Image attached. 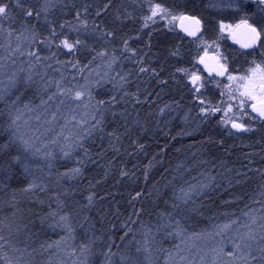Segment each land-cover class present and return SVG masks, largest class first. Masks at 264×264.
<instances>
[{
	"label": "trees",
	"instance_id": "obj_1",
	"mask_svg": "<svg viewBox=\"0 0 264 264\" xmlns=\"http://www.w3.org/2000/svg\"><path fill=\"white\" fill-rule=\"evenodd\" d=\"M44 2L21 0L22 7L33 10V17L27 23L35 24L38 33L36 41L23 44L24 55L13 53L9 57L0 47V63L6 65L8 75L16 72L23 77L29 64L35 63V57H29L27 53L35 51L42 58L49 59H42L44 67L38 65L33 71L44 75V81H52L48 90L42 91L43 82L38 75L34 76L36 83L33 88L36 91H29L17 104L23 110L24 103L29 102L33 108L31 113H24L20 121L21 129L27 130L29 135L34 132L40 138L36 141L37 146L44 151L46 145L56 157L50 169L47 161H36L43 168V172L36 171V175L43 178L45 190L37 188L24 194L20 191L27 183L23 177L18 176L11 181L0 179V221H15V225L19 226V231H14L12 237H8L7 229L0 228V234L25 251L24 259L31 264H58L60 260L71 264V259L55 247L45 250L47 244L63 235L58 229L42 226L39 219L56 209L57 199L65 202L64 211L74 213L73 223L77 225L78 239L84 238V229L79 227L78 222H83L85 228L89 223L94 224L93 231L96 235L103 233L105 240L108 234H113V251L117 250L115 244H121L123 248L127 243L120 241L124 231L120 225L128 220L131 213V218L137 221L132 228L141 244L145 239L143 232L147 228L152 229L147 237L148 247L152 250L151 264H174L179 250L188 248L190 253L210 242L198 239L194 233L214 232L216 225L233 219L241 221L243 212L249 209L256 211L257 208L252 205L261 206L255 201L264 199L260 195L261 185L264 184V122L245 118L242 123L251 130L237 134L221 123V114L202 115L199 99L205 101L206 107L219 105L224 108L230 101L227 89L222 87L220 80L208 76L204 78L205 74L197 63L202 51L197 47L198 39L185 36L174 24L166 25L165 18L156 16L149 22L143 19L149 14L150 2L161 4L173 15L195 14L202 21L200 36L206 41H213L217 38L216 24L233 21L234 13L215 7L214 0H52L55 7L47 14L41 12L37 18L35 13ZM105 4L109 7L105 8ZM78 10L80 19L86 21L88 27L78 32L70 31L67 25L61 29L59 25L65 21L72 25L79 23L76 19ZM98 11L100 15H97ZM12 14L16 17L15 21L5 22V27L10 25L18 34L23 31V12L16 9ZM45 19L52 22L58 34H62L58 39L67 36L74 41L79 38L82 45L73 54H68L67 49L57 48L58 39L51 45L40 43L45 37L51 39ZM108 32L114 35H106ZM4 35L6 33L0 35V45L6 43ZM12 39L15 46V35ZM124 40L128 41V50H124ZM222 48L226 49L224 56L227 57L229 71L234 74L247 67L252 59L257 62L261 59L252 52L244 55L226 41ZM99 52L106 55L101 57L97 55ZM173 52L177 55H172ZM53 53L56 55L53 56ZM93 56L96 59L83 73L70 63L78 61L83 66ZM109 63L112 64L111 69L107 67ZM49 64L51 67H46ZM141 67L147 71L140 72ZM21 68L24 72L20 71ZM178 68L187 69L189 74L197 72L202 77L203 86L199 93L195 92L184 73L177 72ZM89 71L93 73L90 80L100 78L95 75L96 72L100 76L108 73L102 87L93 86V93L96 99L106 101L115 96V101L105 113V132L94 131L93 135L84 138L83 147L88 149L87 156L78 148L71 159L61 158L59 145L64 143L63 137L80 131L74 121L66 123V117L70 119L73 115L70 109L76 104L65 97V103L57 112L61 97H57L55 103L49 101V106L41 105V99L47 100L48 95L56 91V80L62 78L65 87L83 84ZM121 76L125 77L124 81L120 80ZM0 81L6 83L7 75L0 73ZM114 82L122 88L114 89ZM2 88L3 84H0ZM124 92L135 94L139 102L131 95L124 96ZM13 99L15 95L10 94L0 100V126L6 122L7 105ZM83 111V108H76L75 115ZM53 112H56L55 120H52ZM112 112L116 115L113 116ZM84 118L88 121L86 127L93 123L90 116ZM113 129L120 135V139L115 141L118 152L109 147L107 132ZM53 139L58 143L53 145ZM78 159L84 162L77 164ZM77 166L82 172L76 179L60 178V173ZM121 169L126 175H121ZM198 182L209 186L193 196L187 205L182 204L184 211L174 210L171 205L175 194L181 188ZM137 192L141 193L140 197L132 200ZM88 194L94 196L93 206L83 207L87 204L85 197ZM137 210H140L139 216L135 215ZM169 212L172 213V220H180L184 229L180 236L175 234L174 224L172 228H156L162 222L161 214L167 216ZM84 216L88 217V221H84ZM141 224L145 228H141ZM169 232L172 234L168 235ZM131 238L129 236L128 239ZM5 250L12 255L7 245ZM132 252L135 253V245ZM136 255L144 261L143 252ZM102 259V256H94V264H101ZM0 264L3 262L0 261Z\"/></svg>",
	"mask_w": 264,
	"mask_h": 264
},
{
	"label": "snow or ice",
	"instance_id": "obj_2",
	"mask_svg": "<svg viewBox=\"0 0 264 264\" xmlns=\"http://www.w3.org/2000/svg\"><path fill=\"white\" fill-rule=\"evenodd\" d=\"M55 4L52 0H45L41 5L40 9L36 11L35 15L37 18L41 15V12L47 14L51 8H54ZM105 8L109 5L105 4ZM232 13H234L238 20L235 24H225L223 21L219 22V32L222 34L227 31L229 38L232 39L233 43L238 44L241 49H250L253 53L258 47L264 48V0H228V3L224 6ZM19 9L23 12L24 20L21 22L23 31L16 34L15 29L11 28L9 25L5 27V22L15 21L16 17L12 14L14 10ZM86 10V9H85ZM148 11L150 15L143 17L145 22L151 20L153 17L160 16L161 18L171 17L172 20L181 21V30L186 33L189 37H195L200 40V45L204 47V54L199 56L198 62L204 66L205 71L211 76L215 73V76L224 77L226 76L228 84L225 87L228 89L229 103L226 108L221 106H209L201 107L200 112L204 114H215L217 112L223 111L225 113V118L221 120L223 124H231V127L237 131L247 132L251 129L247 127L244 123L237 122V120L232 119L228 116V113L233 112L234 109H239L242 115H248L249 119H259L264 122V50L260 52L261 60L257 62L254 58L249 61V67L244 73L239 75H233L229 71V65L227 57L220 54L219 49H217V54L214 56L208 55V49L211 47L207 41H205L202 36H198L201 33V19L197 18L195 15H184L179 16L173 15L169 9L163 7L159 3H149ZM97 15H100L99 11ZM33 17V10L31 8L22 7L21 0H0V35H4L6 43L0 45L11 57L13 53H18L19 55H24L23 44H31L37 39L38 33L36 32V25H29L27 21H30ZM76 19L79 22L77 25L69 24L67 21L61 23L59 27L61 29L67 27L70 31L78 32L81 28H87L88 25L86 21L80 19L79 10L76 14ZM184 22H188L185 24ZM47 23L51 39L45 37L40 43L47 42V45H51L54 40L58 39L59 35L56 29L52 26V22L45 19ZM15 35V46H13V36ZM108 36L114 35L113 32L106 33ZM82 41L77 38L71 41L67 36L58 39L57 48H63L68 50V54H73L75 50L82 45ZM125 49L128 50V41L124 40ZM215 43V41H213ZM29 57H35V63L29 64V69L24 72L21 68L20 71L24 72L23 77L18 76L16 72H12L11 75L7 74L6 65L0 63V73L7 75V82L0 81L3 84V88L0 89V100L5 99L6 96L10 94L15 95V99L11 100V103L7 105L8 112L6 114L7 119L3 126H0V179L3 181H11L16 177H23L27 181L26 185L20 189L24 194H29L39 188L40 191H44L46 185L43 182L41 176L36 175V171L43 172V168L36 163L38 160L47 161V166L50 169L52 167V161L56 158L51 149H48L45 145V150L42 151L41 147H38L36 141L40 139L33 132L29 135L27 130L21 129L20 121L22 120L24 113H31L33 108L30 106L29 102H25L23 110L17 107V104L24 98V96L29 91H36L33 85L36 83L34 76H39L40 80L43 82L40 90L47 91L51 86L52 81H44V75L39 72H34L33 69L38 65H42V59L47 60L49 57H41L37 55L35 51H29ZM249 53H244L248 55ZM56 53H53L55 56ZM97 55L104 57L105 52H99ZM172 55H177V52H173ZM96 59L95 56L88 64L81 66L78 61H70L72 67L77 71L83 73L85 69L89 68V65ZM113 62L115 57L112 58ZM211 61V63H209ZM13 63L15 61L13 60ZM57 63H61L57 61ZM46 67H51L47 65ZM99 67V65L97 66ZM111 69L112 64L107 65ZM59 71V69H57ZM140 72L147 71L146 68L141 67ZM177 72L184 73L188 77L190 84L195 89L196 93L200 92L202 84V77L197 72H192L189 74L187 69L178 68ZM93 75L89 71L88 75L84 76L83 84H74L70 87H65L62 78L61 80L55 81L56 91L51 95H48L47 100L41 99V105L49 106V101L55 103L57 97H61L59 104L57 105L56 111L60 110V105L65 103L67 98L69 101L76 104L75 108H71L70 111L73 115L69 118L66 117V123L75 122V125L80 129L73 136H64V143L59 145L61 158L71 159L73 153L76 149H82L85 156L88 154V149L83 147V140L85 137L93 135L94 131H99L101 133L105 132V113L109 110L113 101H115V96L110 97L109 100L96 99L93 93V86L102 87L103 81L107 77L108 73L104 76H100L99 72L95 75L99 76V79L90 80ZM115 78L113 77V81ZM121 81L125 80L124 76L120 77ZM163 83V81H161ZM219 86V82H217ZM122 85L113 83V88H118ZM124 96L131 95L133 99H136L135 94H130L128 92L123 93ZM223 96L224 93L221 92ZM236 101L237 103H232ZM136 102H139L136 99ZM200 103L203 105L204 100ZM76 108H83L84 111L81 114V118L77 119L75 115ZM251 109V113H255V116H251L247 110ZM163 111V109H161ZM115 116L116 113L112 112ZM83 116H90L93 123L86 127L88 121L84 120ZM99 116V118H97ZM39 120V116L36 117ZM56 112L52 114V120H55ZM25 125L28 121H24ZM51 123V121H49ZM63 127L61 132H63ZM127 131V129H125ZM60 135V134H58ZM109 137V147L113 151H119L115 146V141L120 139L113 129L107 132ZM103 139V136H101ZM53 145L57 144L58 141L53 139L51 141ZM135 143V141H133ZM137 147H143L142 145H137ZM83 160H77V164H82ZM80 167L68 168L63 173H60V178H67L68 180H74L77 176L81 175ZM121 175H126V173L121 169ZM239 175V173H238ZM264 175V173H262ZM59 183V181H57ZM209 185L205 182H198L196 184H190L187 188H181L179 193L175 194L174 202L171 207L177 211H184L181 205H187L192 197L201 193ZM74 191V190H73ZM68 192L65 190V195ZM141 193L137 192L132 200L140 197ZM261 197H264V184L261 185ZM85 199L87 204L83 207L93 206L94 196L93 194H88ZM261 204V208L257 210L259 215H257L252 209L247 212H243L242 215L245 217L244 221L239 219L229 220L227 223L216 225L214 232H207L202 234L193 235L198 239L211 240L213 237H221L219 241L215 243L213 247L210 248L212 253V260L210 264H264V199L255 201ZM167 203V201H165ZM65 202L57 199L56 209L51 210L39 217L40 224L42 226H47L53 230H60L63 235L59 237L58 240L53 241L45 245H41L45 250L55 247L58 252L63 253L65 256L71 259V264H94V256H102L103 259L101 264H151L150 256L151 249L148 247L149 240L147 237L152 233L151 228H147L143 235L145 237L143 244L136 240L135 231L132 225L137 223L136 220L131 218L132 214H129L128 220L121 222V229H123V234L120 236V241L125 242L123 248L121 244H115L116 251H113L114 239L113 234H108L105 240L104 234L96 235L93 231L95 228L94 224L89 223L87 228L84 227L83 222H78L79 227L83 228V239H78L76 235V227L73 223L74 213L64 211ZM136 216L140 215V210L135 213ZM161 223L156 225L157 229L161 228H172L174 224V231L177 236H180L184 231L180 220H172V213L169 212L167 216L161 214ZM84 221H88V217L84 216ZM26 227V225H25ZM0 228L7 229L8 237H12L14 231H19V226L15 225V221L11 223H6L0 221ZM141 228H145V225L141 224ZM231 232V235L228 233ZM172 233L169 232L168 235ZM131 236V239H128ZM5 235L0 234V261L3 264H31L28 259H24L25 251L17 248L11 243L10 239ZM154 239V237H153ZM191 239V237H189ZM5 245L11 251L5 250ZM135 245V253L132 252V247ZM144 253V261H141L136 254ZM19 253V255H15ZM227 257V260H224ZM118 258V259H117ZM183 259V258H182ZM58 264H66L64 260H60ZM200 264H209L205 256H201Z\"/></svg>",
	"mask_w": 264,
	"mask_h": 264
},
{
	"label": "rangeland",
	"instance_id": "obj_3",
	"mask_svg": "<svg viewBox=\"0 0 264 264\" xmlns=\"http://www.w3.org/2000/svg\"><path fill=\"white\" fill-rule=\"evenodd\" d=\"M227 3H228V0H214V4L213 5L215 7L221 8V10L222 9L228 10L227 8L224 7ZM148 15H150V13ZM157 17H160V16H157ZM160 19H161V17H160ZM153 20H155L154 17L150 21H153ZM165 20H166L165 23H167L166 25H171V24L175 25L176 21H177V20H172L171 17H165ZM237 20H238V17L234 14L233 21L231 20V21H223V22L225 24H235L237 22ZM216 34H217V38L215 40H213V41H215V43H213V41H207L209 44H211V47L208 49V53L209 52H213L216 55L217 54V49H219L220 54L224 55V53L226 52V49L222 48V44H223L224 41L227 42L228 33H227V31L222 33V34L219 32V22L216 24ZM196 44H197L198 48L202 49L200 54L204 53V47H203V45H200V40H197ZM262 50H264V48L261 49V47H260L258 50L255 51V53L252 52V54L256 55L257 57H260V52ZM197 61H198V58H197ZM248 67H249V65L247 67H245L242 71H239V73H236V74L232 73V74L233 75L242 74V73L245 72V70ZM202 72H203V74H205L204 71H202ZM204 76H205L204 78H206V74ZM220 81H221L222 87H225V85H227L229 83L227 78H226V76H224ZM227 92H228V89H227ZM200 101L201 100L199 99L198 102L200 103ZM228 101H229V98H228ZM235 103H237V102L235 101ZM200 105L202 107H206V103H204L203 105L200 103ZM201 106H200L199 109H201ZM226 107L227 106H224V108H226ZM247 112L251 115V113L248 110H247ZM82 113L83 112H81L79 114H76L77 119L81 118V114ZM215 114H221L222 115L221 120L223 118H225V113L223 111L217 112ZM228 116L231 117L232 119L237 120V122H241V123H242V120L245 119V118L248 119V120H251V119H249L248 115H242L241 112L239 111V109H234L233 112L228 113ZM82 118L85 120L84 116ZM223 125L230 127V123L229 124H223ZM252 206H253V208H257V209H255L256 211L253 210L255 213L258 212L257 210H259L261 208V206L260 207L255 206V205H252ZM256 214L259 215V213H256ZM244 220H245V217L242 215L241 222L244 221ZM228 235H231V232H229ZM220 239H221V237H215L214 239H212V241L210 240L209 243H206V246H203V247L198 246L197 249H195V251H192V252L190 251V253H189V249L188 248H183V249L179 250V252L177 253V255L175 256V258L173 260L174 264H200L201 256H205L206 260L209 261V264H210V262L212 260V253L209 250ZM224 260L226 261L227 257H224Z\"/></svg>",
	"mask_w": 264,
	"mask_h": 264
},
{
	"label": "bare ground",
	"instance_id": "obj_4",
	"mask_svg": "<svg viewBox=\"0 0 264 264\" xmlns=\"http://www.w3.org/2000/svg\"><path fill=\"white\" fill-rule=\"evenodd\" d=\"M182 14H184V15H195V14H191V13H182ZM196 16V15H195ZM197 18H199L198 16H197ZM200 19V18H199ZM178 20V19H177ZM177 22V21H176ZM201 26H202V24H201ZM175 27H176V24H175ZM176 29H177V27H176ZM178 30V29H177ZM179 31V30H178ZM179 32H181V31H179ZM182 34H184L185 36H187L185 33H183V32H181ZM201 33H202V28H201ZM201 33H198V36H200V34ZM187 37H189V36H187ZM189 38H191V39H195V37H189ZM227 43H229V45L231 46V47H233V48H235L237 51H239V52H241V53H246V52H252L250 49H241L240 47H238L237 45H235V44H231L229 41H228V38H227ZM209 53H212L213 55H215L213 52H209ZM203 54V53H202ZM202 54H200V55H202ZM199 55V56H200ZM199 56H198V59H199ZM197 63H198V61H197ZM199 65V64H198ZM199 67H200V65H199ZM201 68V67H200ZM202 69V68H201ZM203 70V69H202ZM208 76V75H207ZM208 77H210V78H214V79H216V80H221L223 77H216V76H208ZM249 110V109H248ZM258 119V118H257Z\"/></svg>",
	"mask_w": 264,
	"mask_h": 264
},
{
	"label": "water",
	"instance_id": "obj_5",
	"mask_svg": "<svg viewBox=\"0 0 264 264\" xmlns=\"http://www.w3.org/2000/svg\"><path fill=\"white\" fill-rule=\"evenodd\" d=\"M184 23L187 24L188 22H184ZM176 27H177V29H178L179 31L185 33L184 31L181 30V21H180V20H177V22H176ZM185 34H186V33H185ZM228 41H229L231 44H235V43H233L232 39L229 38V36H228ZM235 45H237L238 47H240L238 44H235ZM203 54H204V53H203ZM203 54H202V55H203ZM208 55H209V56H214L212 53H208ZM209 63H211V61H209ZM198 64H199L200 67L203 69L204 73H205L206 75L210 76L209 73H208L207 71H205L204 66H203L202 64H200L199 62H198ZM211 76H215V73H212ZM216 77H218V76H216ZM249 111H250V113H251V109H250V108H249ZM251 114H253V115L255 116V113H251ZM230 128H231L235 133H238V134L243 132V131H237V130L233 129V128L231 127V124H230Z\"/></svg>",
	"mask_w": 264,
	"mask_h": 264
},
{
	"label": "flooded vegetation",
	"instance_id": "obj_6",
	"mask_svg": "<svg viewBox=\"0 0 264 264\" xmlns=\"http://www.w3.org/2000/svg\"><path fill=\"white\" fill-rule=\"evenodd\" d=\"M260 47L257 48V50L259 49ZM262 49V48H261ZM261 57V56H260Z\"/></svg>",
	"mask_w": 264,
	"mask_h": 264
}]
</instances>
